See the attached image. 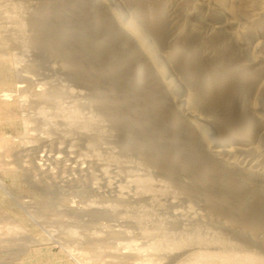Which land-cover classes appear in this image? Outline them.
<instances>
[{
	"label": "rangeland",
	"instance_id": "obj_1",
	"mask_svg": "<svg viewBox=\"0 0 264 264\" xmlns=\"http://www.w3.org/2000/svg\"><path fill=\"white\" fill-rule=\"evenodd\" d=\"M53 1L0 0V264H264V248L245 241L246 257L228 260L233 231L242 240H259V232L228 227L226 219L206 208L213 201L182 186L191 180L177 175L179 168L172 175L150 165L147 133L127 135V124H118L95 98L99 88L91 90V82L76 74L52 41L33 37L30 15ZM113 1L118 12L137 17L136 28L148 37L140 14L159 7ZM160 1L166 10L173 0ZM229 1L230 14H260L264 29L261 1ZM221 9L213 13L222 14ZM199 25L186 38L205 35L207 27ZM167 27L168 42L184 33L178 28L171 34ZM155 36L148 38L156 42ZM156 48L151 51L160 55ZM263 89L247 98L264 99ZM208 111L211 118L232 122ZM53 154L59 158L48 157ZM105 177L115 184L103 186L109 185ZM94 182L101 188L93 189ZM113 186L129 194L112 191ZM173 210L193 218L185 223Z\"/></svg>",
	"mask_w": 264,
	"mask_h": 264
},
{
	"label": "bare ground",
	"instance_id": "obj_2",
	"mask_svg": "<svg viewBox=\"0 0 264 264\" xmlns=\"http://www.w3.org/2000/svg\"><path fill=\"white\" fill-rule=\"evenodd\" d=\"M259 1L264 7V0ZM141 2L159 7L157 12L140 14L147 20L148 33L157 36L156 42L149 39L146 27L142 25V30L149 38L136 28L137 17L118 12L113 0H55L52 6L36 9L28 24H32L33 37L56 45L76 74L91 82V90L99 88L95 98L103 100L105 113L118 124H127V135L147 133L144 141L151 146L150 165L170 174L179 168L177 175L180 172L191 180L181 182L182 186L189 194L213 201L206 208L226 219L228 227L259 232V240L244 234L242 240L230 231L236 242L229 240L225 256L230 261L245 258L242 247L247 244L264 248V99H248L250 91L264 88L262 17L237 15L240 10L236 8L238 13L230 14L229 0H173L166 10L160 0ZM215 7L223 13H213ZM196 23L211 31L206 28L205 35L200 32V37L186 38ZM251 25L259 29L254 31ZM166 27L171 34L178 28L184 33L168 42ZM153 46L160 55L151 51ZM208 110L232 122L211 118ZM110 179L105 177L109 185L103 186L111 187ZM91 185L101 188L95 182ZM111 189L127 192L119 186ZM173 212L185 223L193 218Z\"/></svg>",
	"mask_w": 264,
	"mask_h": 264
}]
</instances>
